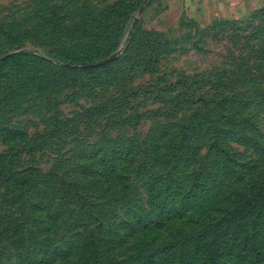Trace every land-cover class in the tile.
Masks as SVG:
<instances>
[{
    "label": "rangeland",
    "instance_id": "374dc122",
    "mask_svg": "<svg viewBox=\"0 0 264 264\" xmlns=\"http://www.w3.org/2000/svg\"><path fill=\"white\" fill-rule=\"evenodd\" d=\"M263 250L264 0H0V264Z\"/></svg>",
    "mask_w": 264,
    "mask_h": 264
},
{
    "label": "crops",
    "instance_id": "0c3cea01",
    "mask_svg": "<svg viewBox=\"0 0 264 264\" xmlns=\"http://www.w3.org/2000/svg\"><path fill=\"white\" fill-rule=\"evenodd\" d=\"M257 0H188L197 11L202 10L209 17H238L249 10Z\"/></svg>",
    "mask_w": 264,
    "mask_h": 264
},
{
    "label": "trees",
    "instance_id": "16d2710c",
    "mask_svg": "<svg viewBox=\"0 0 264 264\" xmlns=\"http://www.w3.org/2000/svg\"><path fill=\"white\" fill-rule=\"evenodd\" d=\"M235 217H234L235 222H237ZM199 236H201V235L199 234V235L196 236L197 239H198L197 241L199 243H201V240L199 239ZM240 256H241V254H240ZM258 257H260L261 261L264 262V250L259 252ZM247 259H249V255L248 256L246 255L245 258L239 257V263L238 264H254L255 261H254V257L253 256L251 257V260H247ZM94 261H95V264H127L125 261H114V260L103 262V261H101V259L97 255H95Z\"/></svg>",
    "mask_w": 264,
    "mask_h": 264
}]
</instances>
